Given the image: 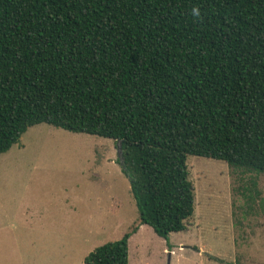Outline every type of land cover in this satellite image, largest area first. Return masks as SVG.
<instances>
[{"label":"trees","instance_id":"1","mask_svg":"<svg viewBox=\"0 0 264 264\" xmlns=\"http://www.w3.org/2000/svg\"><path fill=\"white\" fill-rule=\"evenodd\" d=\"M39 123L112 139L129 180L138 224L84 264H129L139 224L169 244L188 156L264 173V0H0V154Z\"/></svg>","mask_w":264,"mask_h":264},{"label":"rangeland","instance_id":"2","mask_svg":"<svg viewBox=\"0 0 264 264\" xmlns=\"http://www.w3.org/2000/svg\"><path fill=\"white\" fill-rule=\"evenodd\" d=\"M186 164V229L166 244L144 225L129 238V264H264V173L201 156ZM137 222L112 139L39 123L0 154V264H84Z\"/></svg>","mask_w":264,"mask_h":264},{"label":"crops","instance_id":"3","mask_svg":"<svg viewBox=\"0 0 264 264\" xmlns=\"http://www.w3.org/2000/svg\"><path fill=\"white\" fill-rule=\"evenodd\" d=\"M137 224H138V222H137ZM144 225H146V224H141V225L139 224V225H138V228H137V230H136L135 233H137L138 231H140V230L144 227ZM147 226H148V225H147ZM149 227H150V226H149ZM150 228H151V227H150ZM135 233H133V234H135ZM133 234H132V235H133ZM132 235H131V236H132ZM131 236H130V237H131ZM130 237H129V238H130ZM128 246H129V240H128ZM128 259H129V257H128Z\"/></svg>","mask_w":264,"mask_h":264},{"label":"clouds","instance_id":"4","mask_svg":"<svg viewBox=\"0 0 264 264\" xmlns=\"http://www.w3.org/2000/svg\"><path fill=\"white\" fill-rule=\"evenodd\" d=\"M198 14H199V10L198 9H194L193 15H198Z\"/></svg>","mask_w":264,"mask_h":264},{"label":"water","instance_id":"5","mask_svg":"<svg viewBox=\"0 0 264 264\" xmlns=\"http://www.w3.org/2000/svg\"><path fill=\"white\" fill-rule=\"evenodd\" d=\"M120 142H118V144H119ZM168 257H170V255H168Z\"/></svg>","mask_w":264,"mask_h":264}]
</instances>
